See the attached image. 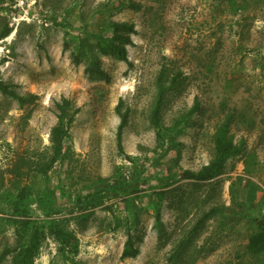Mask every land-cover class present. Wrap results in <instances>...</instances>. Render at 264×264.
<instances>
[{
  "label": "rangeland",
  "instance_id": "374dc122",
  "mask_svg": "<svg viewBox=\"0 0 264 264\" xmlns=\"http://www.w3.org/2000/svg\"><path fill=\"white\" fill-rule=\"evenodd\" d=\"M103 1L0 0V81L27 97L0 90V254L37 224L36 264H264L248 248L264 221V0ZM110 20L134 25L128 60L100 54L106 76L91 75L74 27ZM64 98L77 112L50 167ZM159 98L180 129L169 143L150 120ZM224 122L240 153L211 180L180 178L214 158Z\"/></svg>",
  "mask_w": 264,
  "mask_h": 264
},
{
  "label": "trees",
  "instance_id": "16d2710c",
  "mask_svg": "<svg viewBox=\"0 0 264 264\" xmlns=\"http://www.w3.org/2000/svg\"><path fill=\"white\" fill-rule=\"evenodd\" d=\"M117 0L103 1L99 7L100 12L120 9L124 5L130 7H139V3L132 0L124 3H116ZM123 2V1H121ZM76 37L78 39L77 48L74 52L75 61L81 63L86 60V72L91 75L106 76L101 65L100 54L116 55L120 59L128 60V49L126 42H131L129 32L134 31V25L110 20L107 25L101 23L85 22L76 27ZM74 28L72 30H74ZM110 28L111 32H108ZM5 35V33L3 34ZM68 45V43H66ZM160 94L166 89V85L160 79ZM0 90L17 98L21 104L25 103L27 97L20 95L4 82L0 81ZM58 105V122L53 127L51 141L53 143V156L50 161V167L58 161L65 148V140L69 133V128L74 121L77 110H74L69 98H64ZM161 98L155 103L151 112L150 120L154 125L157 135L161 140H167L180 131L179 126L168 127L164 124L161 115ZM126 123V115H123L121 128ZM121 134V131H120ZM119 134V135H120ZM215 156L199 170L184 169L179 173L180 178L193 179L195 181H207L216 177L224 169L226 161L240 153L241 149L236 145L231 136H229V123H222L216 130L215 135ZM49 170V169H48ZM42 201H45L44 199ZM16 204L20 207L19 214L28 216L29 208L23 197L15 199ZM260 229L253 232L248 239V248L253 253L264 251V221H260ZM55 235L59 238L62 247L71 244L74 235L65 228L59 227L56 223H51ZM74 244V243H73ZM41 245V228L34 225L33 231L27 242L15 247L8 248L0 254V264L10 255L13 254L12 264H36V257ZM76 248V245H74ZM137 250L129 242L125 247L122 256H133Z\"/></svg>",
  "mask_w": 264,
  "mask_h": 264
}]
</instances>
